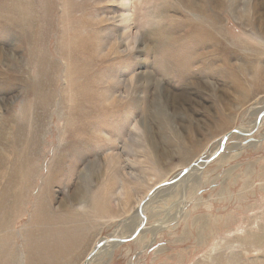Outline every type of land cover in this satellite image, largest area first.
I'll use <instances>...</instances> for the list:
<instances>
[{
    "label": "rangeland",
    "instance_id": "1",
    "mask_svg": "<svg viewBox=\"0 0 264 264\" xmlns=\"http://www.w3.org/2000/svg\"><path fill=\"white\" fill-rule=\"evenodd\" d=\"M233 1L0 0V264L141 223L90 264H264V123L233 132L264 108V0Z\"/></svg>",
    "mask_w": 264,
    "mask_h": 264
},
{
    "label": "bare ground",
    "instance_id": "2",
    "mask_svg": "<svg viewBox=\"0 0 264 264\" xmlns=\"http://www.w3.org/2000/svg\"><path fill=\"white\" fill-rule=\"evenodd\" d=\"M233 1V0H232ZM234 2V1H233ZM233 5V4H232ZM236 5V4H235ZM234 7V6H233ZM232 10H234V9H232ZM231 10V11H232ZM130 13V12H129ZM129 15V14H128ZM128 15H126V18H128ZM200 31V30H199ZM205 32V31H204ZM195 33V32H194ZM197 33V32H196ZM200 33V32H199ZM206 33V32H205ZM208 33V32H207ZM206 33V34H207ZM204 33H202V35H203ZM201 35V36H202ZM209 35V34H208ZM195 36V35H194ZM197 36H198V34H197ZM196 36V37H197ZM206 36V35H205ZM184 37V36H183ZM188 37H189V35H188ZM203 38V37H202ZM201 38V39H202ZM205 38V37H204ZM209 40H211V39H209ZM219 40V39H218ZM200 41V40H199ZM197 43V42H196ZM207 43V42H206ZM205 43V44H206ZM201 45V44H200ZM204 45V44H203ZM202 47V46H201ZM184 60V59H183ZM185 60H187V58L185 59ZM6 72V71H5ZM30 89V88H29ZM259 111H260V114H259V116L261 115V113H263V116H262V118L258 121V122H254V124L252 125V127H248V128H240L242 131H243V133L240 131V129L238 128V130H239V134H242V135H244V136H246V135H250V136H252L253 135V132H254V130H257L258 129V126L260 127V125L262 124V123H264V108H262V109H258ZM260 118V117H259ZM5 138V134H2V133H0V144H3L4 145V143L6 144V145H10L9 144V142H8V140L6 141V139H4ZM79 140V139H78ZM77 141V140H76ZM251 141H253L252 139H251ZM225 145L226 144H224L223 143V141H221V145L220 146H218V148H217V150H215L216 152L215 153H217V152H221L223 149H224V147H225ZM239 145V144H238ZM242 145V144H241ZM7 146V147H8ZM9 147H11V146H9ZM218 149H219V151H218ZM7 150H9V148L7 149ZM215 153H213V154H211L209 157H207L206 159H204V160H196L194 163V166L190 169V170H188L187 171V173L184 175V174H181V172L183 171H180L177 175H175V177H173L169 182H167V185H166V183H161L160 182V184L159 185H157L156 187H154L153 189H152V191L145 197V199H143L142 200V202H141V206H140V211L139 212H142V206H144V205H146V204H148V202L151 200V198L152 197H154V195L156 194V191H158V190H160L161 191V189L162 188H164V187H166V186H168V184L170 185V184H172V183H175L176 181H178L179 179H181L182 177H184V176H186L190 171H192V170H195L196 168H198V169H201L205 164H207L208 163V159L211 157V156H213ZM4 158H7V156L4 154V153H0V168H2L3 166H4V164H5V161H4ZM187 168H189V167H187ZM1 171V170H0ZM2 171H3V168H2ZM3 173H5V172H3ZM2 174V173H1ZM192 174V173H191ZM55 176H57V175H55ZM54 179V178H53ZM50 181H51V176H49L48 178H47V180H46V185L47 186H49V184H50ZM165 182V181H164ZM195 182H196V180H195ZM44 186H45V184H44ZM157 187H159L158 189H157ZM168 189V188H167ZM163 190V189H162ZM48 191H49V189H48ZM75 192V191H74ZM48 194H49V192H48ZM51 195V194H50ZM48 197V196H47ZM11 198V197H10ZM48 199L49 200H46V206H47V208H45V207H43V211L44 210H46V212L47 213H50V208H52V202H53V198H51V197H48ZM65 200V199H64ZM155 200V199H154ZM37 201H39V198H37V200H36V202ZM7 203V202H6ZM0 204H2V203H0ZM38 205V203H36V206ZM61 206H64L65 204H63V203H61L60 204ZM37 208V207H36ZM37 210L35 209V212H36ZM3 212V211H2ZM0 214H2V213H0ZM145 218V217H144ZM37 219L36 218H34V220H32V222H33V224L35 223L34 221H36ZM143 226V223H141V225L140 226H138V228L134 231V229L130 232V234L131 235H129L128 237H111V238H109V239H106V238H104V239H102L96 246H95V248H94V250H92L90 253H89V255H88V258H87V261L85 262V264H90V262H91V260L93 259V257L96 255V254H99V253H97L98 251H100V249H104V250H107L108 249V245L106 244V243H124L125 241H127V240H129V239H134V238H136V236H138V234L139 233H141V232H143V230H144V227H142ZM1 227V226H0ZM2 231V230H1ZM5 232V231H4ZM61 240L62 239H58V238H56V237H54V238H52V239H50V241H49V247L51 248V249H53V250H58V249H62V251L64 252V250L66 249V248H60V246H61ZM114 245H111V248L113 247ZM63 247V246H62ZM104 252V251H103ZM107 252L109 253V255L111 254V250L109 249V250H107ZM105 254V253H104ZM107 254V253H106ZM97 256V255H96Z\"/></svg>",
    "mask_w": 264,
    "mask_h": 264
},
{
    "label": "water",
    "instance_id": "3",
    "mask_svg": "<svg viewBox=\"0 0 264 264\" xmlns=\"http://www.w3.org/2000/svg\"><path fill=\"white\" fill-rule=\"evenodd\" d=\"M262 116H263V113H261L259 120L262 118ZM259 120H258V121H259ZM254 131H256V130H254ZM233 132L239 133V130L236 129V130H234ZM233 132H230V133L224 135V137H223V139H222V141H223L224 144H226L227 139L232 135ZM218 155H220L219 152H217V153H215L213 156H211V157L208 159V163H210L212 160L216 159V157H218ZM201 161H202V160H201ZM194 164H195V163H194ZM194 164L192 163V164L190 165V167H189L188 169H185L184 171H182L181 174H184V175H185V174L187 173V171L190 170V169L194 166ZM166 185H167V183H166ZM168 185H169V184H168ZM158 188H159V187H157V189H158Z\"/></svg>",
    "mask_w": 264,
    "mask_h": 264
},
{
    "label": "crops",
    "instance_id": "4",
    "mask_svg": "<svg viewBox=\"0 0 264 264\" xmlns=\"http://www.w3.org/2000/svg\"><path fill=\"white\" fill-rule=\"evenodd\" d=\"M126 237V236H125Z\"/></svg>",
    "mask_w": 264,
    "mask_h": 264
}]
</instances>
